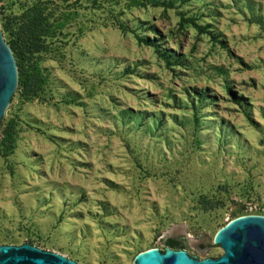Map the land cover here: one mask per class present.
<instances>
[{
	"label": "rangeland",
	"instance_id": "1",
	"mask_svg": "<svg viewBox=\"0 0 264 264\" xmlns=\"http://www.w3.org/2000/svg\"><path fill=\"white\" fill-rule=\"evenodd\" d=\"M0 27L41 78L0 124V244L135 264L172 238L202 259L264 215V0H0Z\"/></svg>",
	"mask_w": 264,
	"mask_h": 264
},
{
	"label": "water",
	"instance_id": "2",
	"mask_svg": "<svg viewBox=\"0 0 264 264\" xmlns=\"http://www.w3.org/2000/svg\"><path fill=\"white\" fill-rule=\"evenodd\" d=\"M16 58L0 27V121L18 87ZM214 243L223 253L198 258L184 249L150 248L140 252L135 264H264V215L247 214L231 219L216 233ZM0 264H79L29 242L0 244Z\"/></svg>",
	"mask_w": 264,
	"mask_h": 264
},
{
	"label": "trees",
	"instance_id": "3",
	"mask_svg": "<svg viewBox=\"0 0 264 264\" xmlns=\"http://www.w3.org/2000/svg\"><path fill=\"white\" fill-rule=\"evenodd\" d=\"M181 19L182 21H189L194 26L200 29V26H198L196 20H194L193 18H186L182 16ZM47 24H48L47 18H44L43 16L37 13L34 14L32 18L29 20V24L27 28L30 31L31 37H33L34 41L37 42V47H39L40 45L38 43V40L41 38V36L46 34V31L48 28ZM3 27L5 31H10L8 28V25L3 24ZM19 39L21 38L19 37ZM139 39L146 43L154 44L156 46L154 42H150L147 39H144L141 37H139ZM7 43L11 47L13 54L16 58V63H17L18 73H19L18 87L22 89L23 94L27 97H32L33 95H37V91H38L37 86H39L38 82L41 79L39 77V74L31 73V71L26 67L24 63V59L22 57L23 56L22 52L20 50V45L18 44L19 43L18 40H9ZM156 51L162 57L167 59L166 55L161 53V48L159 46H156ZM200 97L203 98V95L200 94ZM1 122L2 120L0 121V124ZM17 134H18V129L16 128V124H14V122L9 123L7 127L4 129V134H3L4 138L1 143L4 147L2 150L4 156L10 155L16 148ZM202 203L205 209H211L216 206L215 202L207 201L205 199H202ZM165 244L167 248L183 249V247L181 246V243L172 238L167 239Z\"/></svg>",
	"mask_w": 264,
	"mask_h": 264
},
{
	"label": "bare ground",
	"instance_id": "4",
	"mask_svg": "<svg viewBox=\"0 0 264 264\" xmlns=\"http://www.w3.org/2000/svg\"><path fill=\"white\" fill-rule=\"evenodd\" d=\"M170 233H175L176 235L178 234V233H184L191 241H193V242H196L197 240H195V238L191 235V234H189L186 230H185V228L184 227H182V226H176V227H174V229H172L171 231H170Z\"/></svg>",
	"mask_w": 264,
	"mask_h": 264
}]
</instances>
